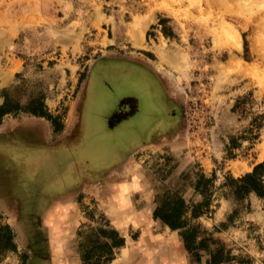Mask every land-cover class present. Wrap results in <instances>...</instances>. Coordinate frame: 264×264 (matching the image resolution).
I'll use <instances>...</instances> for the list:
<instances>
[{"label": "rangeland", "instance_id": "374dc122", "mask_svg": "<svg viewBox=\"0 0 264 264\" xmlns=\"http://www.w3.org/2000/svg\"><path fill=\"white\" fill-rule=\"evenodd\" d=\"M0 70L14 71L0 102L42 95L62 122L54 133L48 121V142L67 138L58 159L34 141L33 121L0 134V221L17 245L0 264H82L86 238L104 239L107 226L125 241L104 264H208L205 248L197 260L152 213L166 192L200 200L198 172L214 175L195 218L206 241L219 239L234 264H264V197L222 184L264 159V0H0ZM28 115L6 114L2 129Z\"/></svg>", "mask_w": 264, "mask_h": 264}, {"label": "trees", "instance_id": "16d2710c", "mask_svg": "<svg viewBox=\"0 0 264 264\" xmlns=\"http://www.w3.org/2000/svg\"><path fill=\"white\" fill-rule=\"evenodd\" d=\"M168 18H160L162 31L168 35L172 32L167 31ZM25 113L37 116H44L50 120L53 132H59L62 129V122L58 115L52 114L44 102L42 95H36L31 98L27 104L22 105L18 100L12 98L3 92V99L0 102V123L8 113ZM193 182V187L201 194V199L189 203L185 198L176 192H166L158 197V202L153 209V216L158 217L171 229H177L181 239L184 242H192L193 250L197 260H199V248H205L209 254L208 264H234V256L223 243L214 237H210L213 245L206 241L208 236L203 235L205 231L201 228L195 218L203 214L210 206V195L214 186V175L207 176L203 172H198ZM264 159L255 163L251 170L234 177L228 175L223 185H228L229 193L236 198H242L251 191L264 197ZM105 238L87 237L88 241L81 253L82 264H104L113 257L115 248L124 245L125 237L120 235L115 227H100L99 231ZM14 240V231L8 222L0 221V259L6 250L16 249Z\"/></svg>", "mask_w": 264, "mask_h": 264}, {"label": "crops", "instance_id": "0c3cea01", "mask_svg": "<svg viewBox=\"0 0 264 264\" xmlns=\"http://www.w3.org/2000/svg\"><path fill=\"white\" fill-rule=\"evenodd\" d=\"M9 69V68H8ZM13 70L12 71H1L0 70V86H4L6 84H8L11 80H12V75H13ZM149 75H151L150 77H153V75L151 73H147ZM155 87L156 89L158 88V86L155 84ZM93 91L90 92V97L88 96V99L90 101V106L92 105V103L94 104V99H92V93ZM90 110V109H89ZM96 110V108H95ZM83 111V110H82ZM93 111V110H92ZM101 110L100 109H97L96 110V113H95V116H97L99 114ZM84 113V116H82V119L80 118V124H79V128L82 127V138L85 137V135L87 134V128L89 126V124L91 123L92 121V115H91V111H87L84 110L82 112L81 115H83ZM89 113V115H88ZM4 119V118H3ZM33 121L34 123H37L39 126H40V132L39 133H36V137L34 138V141H36L37 143L41 144V145H44L46 148H48V146H51L53 148V146H56L58 149H59V153L60 155L58 156V159L62 158V152L63 150L65 149V145L67 143V138L63 139L62 136L60 138H56L55 141L52 140V142H48V121L50 122V120H48L46 117L44 116H37V115H28V116H23L18 122L17 124L9 129V130H6V129H2L4 126H5V123H3V121L0 123V134H3L4 132H8V131H13L16 127H19L21 125V123L23 121ZM85 121V122H84ZM51 123V122H50ZM142 125V124H141ZM51 127V126H50ZM81 129V128H80ZM51 131V130H50ZM133 132V131H132ZM134 133V132H133ZM110 134V133H109ZM119 134V133H118ZM119 135H122L124 136L123 139L126 137L125 135L123 134H119ZM111 136V135H110ZM121 138V137H120ZM134 138L131 134L130 136V139ZM73 139H76V140H79V136L77 134V138H73ZM136 140V139H134ZM3 142V141H2ZM1 143V142H0ZM79 143V142H78ZM83 144V143H81ZM103 147V157L106 159V160H110L112 157H113V154L112 152L109 153L110 151H112V147H111V141L110 143H107L106 146H101ZM98 145L93 149L92 146L90 149H92V155L91 157L92 158H96V159H100L101 158V155H99V151H98ZM83 152L85 153L86 151L83 149ZM87 153V152H86ZM67 172H70V173H73L72 170H69V168L66 169ZM78 172V170H77ZM63 175V171L62 172H59ZM76 173V172H75ZM57 176V175H56ZM55 176V177H56ZM79 183V182H78ZM5 205V204H4ZM8 205V204H6Z\"/></svg>", "mask_w": 264, "mask_h": 264}, {"label": "bare ground", "instance_id": "6f19581e", "mask_svg": "<svg viewBox=\"0 0 264 264\" xmlns=\"http://www.w3.org/2000/svg\"><path fill=\"white\" fill-rule=\"evenodd\" d=\"M134 29V28H133ZM139 30V32L141 31V26H140V28L138 29ZM137 32H135L134 33V37H135V35H137L136 34ZM142 35V34H141ZM233 36H234V39H235V41L236 42H238V35L236 34V32H233ZM138 37V36H137ZM139 41V40H138ZM117 71V70H116ZM127 71V70H126ZM113 74V73H112ZM113 76H116V74H114ZM155 78V77H154ZM156 80H157V78H156ZM132 83H133V85H135V83L137 84V83H139V84H143L144 86H147L148 84L147 83H145V82H143V83H141V80L139 79V78H135L133 81H131ZM155 82H158V81H155L154 80V87H152L153 88V90H154V92L151 94V96H150V98H151V100L150 101H152L153 102V99H154V101L156 100L155 99V92H156V87H155ZM159 84V83H158ZM93 86V85H92ZM137 86V85H136ZM158 86V85H157ZM160 86V85H159ZM92 88H94V87H92ZM139 88V87H138ZM140 88H141V86H140ZM139 88V89H140ZM144 103V102H143ZM145 106H146V104H144ZM87 151V150H86ZM126 252V251H125ZM126 254V253H125Z\"/></svg>", "mask_w": 264, "mask_h": 264}, {"label": "flooded vegetation", "instance_id": "af4514ba", "mask_svg": "<svg viewBox=\"0 0 264 264\" xmlns=\"http://www.w3.org/2000/svg\"><path fill=\"white\" fill-rule=\"evenodd\" d=\"M87 111L89 112V111H91V110H89L88 108H87ZM83 112V111H82ZM88 115H89V113H88ZM83 116H84V113H83ZM85 122V121H84ZM79 135V134H78ZM79 137H80V135H79ZM137 140H140V139H137ZM137 140H135V141H137Z\"/></svg>", "mask_w": 264, "mask_h": 264}]
</instances>
